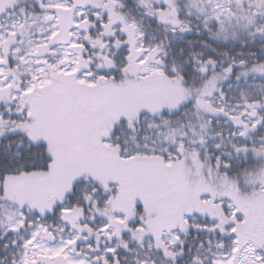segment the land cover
I'll return each instance as SVG.
<instances>
[{"label": "snow or ice", "instance_id": "obj_1", "mask_svg": "<svg viewBox=\"0 0 264 264\" xmlns=\"http://www.w3.org/2000/svg\"><path fill=\"white\" fill-rule=\"evenodd\" d=\"M0 264H264V0H0Z\"/></svg>", "mask_w": 264, "mask_h": 264}]
</instances>
